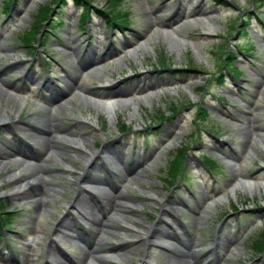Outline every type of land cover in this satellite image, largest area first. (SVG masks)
<instances>
[{
    "label": "rangeland",
    "instance_id": "374dc122",
    "mask_svg": "<svg viewBox=\"0 0 264 264\" xmlns=\"http://www.w3.org/2000/svg\"><path fill=\"white\" fill-rule=\"evenodd\" d=\"M62 1L0 0V100L7 106L0 142L14 139L30 151H41L37 140L30 136V125L48 110L59 119L58 129L92 132L95 150L103 143L126 142L128 156L124 164L136 149L146 154L156 149L145 165L147 172L137 177L126 178L120 163L106 164L108 180L140 211L113 215L116 230L124 233L125 228H131L138 233H132V237L151 239L156 231L166 230L167 223L168 231L182 235V239L185 231L195 238L194 250L200 264H264V253L255 249L256 240L264 234V189H244L240 185L242 176L248 175L252 183H264V84L259 86L264 82V0H88L83 1L92 7L86 25L81 23L85 15L82 0L77 4L74 0ZM177 8L179 12L171 21ZM104 9L126 26H111L103 16ZM198 10L204 15L188 16ZM163 20H169L172 26L147 31L148 22ZM157 30L163 34L158 35ZM173 33L182 45L174 46L176 43L168 39L167 34ZM26 35H30L29 45L22 40ZM126 40L132 43L128 48L123 46ZM91 45L99 56L107 47L120 53L89 66L82 74L75 70L77 60L69 47H77L81 53ZM62 68L70 70L83 89L105 94L126 92L128 98L138 102V115L131 118L133 106L128 104L109 116L101 106L96 108L83 99L77 89L60 93V100L50 104L42 100L50 92L24 79L25 73L43 74L59 91L65 76ZM188 69L195 72H183ZM108 79L120 83L99 88ZM12 104L14 108L9 107ZM52 135L60 143L58 150L39 153L34 161L16 154L2 161L0 203L15 219L4 224L8 229L0 232V264H46L49 251L57 248L75 260L88 251L79 240L56 232L55 225L66 205L77 196L79 181L73 174L85 167L77 151L62 145L67 141L61 132ZM68 139L77 142L87 157L81 138ZM61 152L68 157L63 158ZM203 158L215 165L206 168ZM177 160L180 169L173 175ZM104 161L105 157H100L97 162ZM41 163L52 170L46 197L49 208H39L28 198L33 180L21 188L2 186L31 175ZM81 185L97 192L89 182ZM25 188L28 191L23 195L8 196L21 194ZM158 194L164 196V202L183 201L189 208L178 206L173 218L163 216V207L151 199ZM170 207L168 203L164 209L169 212ZM147 223H158L153 233L143 231ZM219 235L232 239L224 251L213 249ZM138 239L102 232L94 248L101 253L90 256L87 264H100L94 257L105 258L109 264H171L170 253L164 247L174 242L166 237L158 238L164 247L154 237L150 248L144 245L131 252L127 244L118 253L120 259L104 252L119 242ZM188 264L194 262L188 260Z\"/></svg>",
    "mask_w": 264,
    "mask_h": 264
},
{
    "label": "bare ground",
    "instance_id": "6f19581e",
    "mask_svg": "<svg viewBox=\"0 0 264 264\" xmlns=\"http://www.w3.org/2000/svg\"><path fill=\"white\" fill-rule=\"evenodd\" d=\"M180 8L174 10V13L170 19L173 21L174 17L178 14ZM177 10V11H176ZM204 13L200 10L194 11L188 14L189 17H201ZM184 16V14H183ZM204 26L207 24L202 22ZM172 23L169 20H163L159 22H148L146 24L147 31H151L154 27H158L160 30H167V28L171 27ZM158 35H162L163 32L157 30ZM173 34H167L168 39L174 41L176 43L174 46L180 44L177 42V38ZM176 39V40H175ZM72 42H74L72 40ZM141 42V41H139ZM132 43L129 40H126L123 43V46L128 48ZM142 44V43H141ZM144 45V44H142ZM182 45V44H180ZM128 46V47H127ZM72 51L73 56L77 60L75 70L84 71L89 66H97L105 60L114 58L120 53V50L116 48H106L101 56L98 55L97 49L94 45H91L87 49H84L81 53L77 52V47H69ZM135 55V53H133ZM62 72L65 74L63 77V86L59 87V91L54 89L55 83L51 81L47 76L40 74L36 75L35 73H25L24 79L27 81H32L38 83L42 86L44 90L50 92L49 96H45L42 100H46L50 104H54L58 102V97L60 93H64L65 91H69L70 89H77L80 92V96L85 99L87 102H90L99 108L100 106L106 111L109 116H115L116 109L120 107H124L128 104L133 106V112L131 113V118L136 117L137 113V101L134 99L128 98V94L124 91H118L115 93H101L97 89H83L80 85L78 86L77 79L75 76L71 74V71L67 68H62ZM131 76H128L130 78ZM261 80L264 81V73L261 74ZM120 82H117L112 79L106 80L105 84H102V87L111 88L115 87ZM264 82H260L259 86ZM8 89H12L10 86L3 85ZM258 87V86H257ZM6 102L0 100V126L3 125L2 121L4 120ZM9 107L14 108V105H9ZM252 122V121H250ZM59 119L57 116L53 115L48 110L42 112L37 121H34L30 125L31 134L30 136L33 140H37L38 144L41 147V151L36 149H32L31 151L28 149V146L24 143L20 145L12 139H3L5 142H0V168L2 166V161L11 156V154H16L22 156L27 161H34L39 156V153H48L50 151L58 150L57 146L60 144L58 140L52 135L55 132H61L62 138L67 141V143L62 144L66 148H71L72 150L77 151L80 154L79 161L83 163L85 169L81 171V173L73 174V177L78 180L77 184V196L70 201L68 205H66V210L63 212L57 224L55 225L56 232L58 234H63V236L71 239H76L82 242L85 246L88 247V251L82 256V258L75 260L73 257L69 258L65 255H62L57 248V250H51L48 253V260L46 264H87V259L96 254H100L101 251H95V247L98 244L99 235L104 232L106 234H110L114 236H121L123 238H134L138 240L131 242H119L116 246H111L106 249L105 254L107 256H115L117 259H120L118 255L119 252L122 251L124 247L129 244V251L134 252L139 248L145 247L150 248L152 244L154 245L153 237L155 241L164 247L162 242L158 238L166 237L169 240H172L174 243H171L170 246H165L167 252L170 253L171 256V264H188V260L194 262V264H200V258L198 259L197 253L194 250L196 245V240L190 234L184 232L182 239V235L177 234L175 232L168 231L170 226L166 223V230L156 231L151 239H141L138 236L131 235L132 233L138 234L131 228H125L124 233H119L117 228L116 220L113 218V215L123 214L126 211L131 213L139 214L140 211L137 210L134 205L128 202V196L118 190V186L116 184L111 183L108 180V176H106L105 172H108L106 169L107 162H111L114 166V163H120L121 169L126 174V178L128 176H139L143 173H146V166L149 161L154 157L156 153V149L150 150L148 154L140 153L138 149L133 151L132 159L127 161V164H124V159L128 156L127 153V144L125 143H114L110 142L109 144L103 143L99 150H95L92 145L94 144V139L91 137L92 132L87 133H78L75 132L72 128H62L58 129ZM19 128L21 126L17 125ZM77 128L76 130H78ZM53 130V131H52ZM264 131V129H263ZM78 137L83 140L82 144L84 146V152L86 151L87 157L84 156L82 150L77 146V142H72V140L68 139L71 137ZM70 142V144L68 143ZM116 144L119 147H116ZM22 145V146H21ZM115 145V147H114ZM63 158H67V154L65 152H61ZM100 157H105V161L102 163H98L97 161ZM95 167L93 171H91ZM51 167L47 163H41L37 165L34 169V172L31 175H25L15 183L8 182L7 186L13 184L14 187H26L30 180H33V184L30 187L31 192L28 194V198L33 199L34 203L39 208H49L50 202L46 200L47 194L49 192L48 186L49 181L51 179ZM83 172V173H82ZM77 176V177H76ZM89 182L91 188L93 190H97V192H92V190L86 189L81 185V182ZM24 182H26L24 184ZM254 182L251 179V176H242V181L240 185L247 189L251 186L259 189H264V183H252ZM47 188V190H46ZM232 193H234V189H230ZM28 191V189H24L21 194H8L9 197L23 195ZM152 201L158 203L157 206H162V214L163 216L167 215L173 218L172 214H177L179 207L189 208L186 202L183 201H173L167 200L164 202V196L161 194L156 195L155 197H151ZM163 200V201H162ZM162 201V202H161ZM161 204H160V203ZM168 203H171L170 210L167 212L164 207ZM179 206V207H178ZM190 211V210H189ZM49 213L48 210H46ZM194 212V211H191ZM196 214V213H195ZM112 215V216H110ZM158 223L150 224L147 223L143 229L145 233L148 231H154V226L156 227ZM144 233V234H145ZM152 236V235H151ZM88 239V241L86 240ZM91 238V240H89ZM158 240V241H157ZM232 242L230 237H221L217 236L213 243V249L218 251H224ZM145 245V246H144ZM56 246V244H55ZM129 255V253H126ZM95 261L100 264H109L105 258L94 257ZM89 264V263H88ZM147 264V263H145Z\"/></svg>",
    "mask_w": 264,
    "mask_h": 264
},
{
    "label": "trees",
    "instance_id": "16d2710c",
    "mask_svg": "<svg viewBox=\"0 0 264 264\" xmlns=\"http://www.w3.org/2000/svg\"><path fill=\"white\" fill-rule=\"evenodd\" d=\"M77 1L78 0H74V2H75V4H77ZM85 3H88V0H82V6H84L85 8L83 9V10H85V15H84V18L82 19V22L81 23H84L85 22V20H86V17H88L89 16V13H90V8H92V7H90V6H87V5H84V2ZM109 1V0H108ZM118 1L119 0H117V2L116 3H118ZM54 2H55V4H63L64 3V1H62V0H54ZM53 2V3H54ZM44 13H45V8H44ZM106 14H104L103 13V16L108 20V21H110L112 24H113V26H124V23H119L118 21H116V20H113L112 18H111V11H110V13L109 12H105ZM102 14V13H101ZM42 16V13L40 14V17ZM39 20V19H38ZM31 35V34H30ZM30 35H26L25 37H23L22 38V40H23V42L25 43V44H28V40H29V36ZM184 73H194L195 71L193 70V69H188V70H185V71H183ZM234 72V71H233ZM201 115H205V112H203V111H201ZM181 157H182V155H181ZM203 164H204V166H206V167H212L213 165H214V163L213 162H211L210 160H208V159H204L203 161ZM180 165H181V162H180V160H177V161H175V163H174V168H173V170H172V172L175 174V172L178 170V168L180 167ZM1 216H3V217H6L5 218V220L7 221V223L8 222H10V217H11V214L9 213V210L8 209H5L3 206H2V204L0 203V217ZM263 240H264V238H263ZM263 241L261 240L260 242H258L257 243V246H256V248H257V250H262L263 249V243H262Z\"/></svg>",
    "mask_w": 264,
    "mask_h": 264
}]
</instances>
